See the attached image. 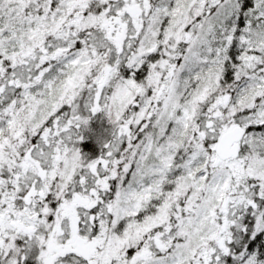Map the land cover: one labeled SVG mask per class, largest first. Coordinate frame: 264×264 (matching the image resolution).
<instances>
[{"label": "snow or ice", "instance_id": "1", "mask_svg": "<svg viewBox=\"0 0 264 264\" xmlns=\"http://www.w3.org/2000/svg\"><path fill=\"white\" fill-rule=\"evenodd\" d=\"M0 264H264V0H0Z\"/></svg>", "mask_w": 264, "mask_h": 264}, {"label": "rangeland", "instance_id": "2", "mask_svg": "<svg viewBox=\"0 0 264 264\" xmlns=\"http://www.w3.org/2000/svg\"><path fill=\"white\" fill-rule=\"evenodd\" d=\"M107 125H105V127H106Z\"/></svg>", "mask_w": 264, "mask_h": 264}]
</instances>
